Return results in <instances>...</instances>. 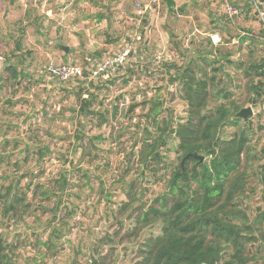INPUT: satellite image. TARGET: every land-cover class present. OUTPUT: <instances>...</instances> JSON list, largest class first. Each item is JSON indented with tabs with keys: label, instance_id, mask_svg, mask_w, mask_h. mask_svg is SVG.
I'll return each instance as SVG.
<instances>
[{
	"label": "rangeland",
	"instance_id": "obj_1",
	"mask_svg": "<svg viewBox=\"0 0 264 264\" xmlns=\"http://www.w3.org/2000/svg\"><path fill=\"white\" fill-rule=\"evenodd\" d=\"M210 1L189 0L170 10L163 0H0V190L11 188L30 204L15 213L0 204V235L9 264L142 262L147 242L161 235L163 225L152 219L139 224L141 214L135 209L154 205L165 190L163 183L140 174L141 169L148 172L135 158L141 130L149 126L142 103L159 96L165 108L160 118L186 123L190 108L182 97L181 76L188 68L202 76L205 59L218 69L216 77L231 99L253 109L247 126L252 177L240 208L252 220L264 212L263 98L257 106L249 105L247 89L234 85L245 82L234 81L236 75L233 83L224 78L229 65L222 56L228 52L212 42V35L228 29L238 38L240 28L228 24L227 3L220 1L211 11ZM137 4L152 9L139 17ZM258 33L256 45L264 54L262 22ZM130 47L119 72L87 87L96 97L90 111L103 115L105 122L99 114L82 112L80 83L91 81L58 82L46 74L52 63L77 64L87 73ZM8 66L21 73L17 84L5 71ZM90 94L84 98L91 99ZM223 102L210 98L207 111ZM134 104L139 106L131 113ZM223 132L231 136L236 130ZM176 145L170 144L167 155L178 164ZM127 170L132 173L125 177ZM63 178L69 183H59ZM132 181L135 188L129 190ZM251 248L256 259L249 264H264L260 244Z\"/></svg>",
	"mask_w": 264,
	"mask_h": 264
},
{
	"label": "trees",
	"instance_id": "obj_2",
	"mask_svg": "<svg viewBox=\"0 0 264 264\" xmlns=\"http://www.w3.org/2000/svg\"><path fill=\"white\" fill-rule=\"evenodd\" d=\"M163 1L170 10H174L173 0ZM204 62L208 70L202 67V76H194L189 68L181 76L185 85L182 97L190 108L186 123L174 125L173 119H161L165 108L159 96L142 103L144 108H148L145 118L149 126L141 130V148L135 158L148 172L146 174L141 169L140 174L149 182L154 179L156 183H163L165 190L154 205L135 209L141 214L136 220L139 224L142 220L150 222L152 219L163 225L161 235L147 242L148 249L140 264H249L256 259V253H252L253 244L259 243L264 251V212L252 220L240 208L252 177L249 164L252 145L247 132L251 121L235 117L244 106L239 104V100L231 99V93L225 92V83H222L221 77H216L218 69L207 59ZM228 64L244 68L242 76H236L234 81L240 82L242 78L245 83L234 85L238 90L247 89V103L255 107L262 98L264 102V71H259L264 68V61H252L247 65L230 61ZM174 67L171 64L170 70ZM5 71L17 84L21 77L17 67L8 66ZM223 76L230 83L234 82L229 74ZM176 80L173 79L172 83ZM87 87H95L93 81L80 83L81 91L77 97L82 103V112L97 115L99 113L90 111L96 97L90 94ZM96 88L100 90V87ZM86 94L92 98H84ZM213 97L224 99L227 103L223 102L207 111L209 100ZM138 106L132 105L130 112H134ZM112 112L116 115L118 107L112 108ZM99 117L105 122L103 115L99 114ZM228 127L236 130L231 136L223 134ZM80 140H83L82 136ZM174 141H177L175 152L178 155L175 161L178 164L168 161L167 153ZM190 153L204 156V161L188 158ZM253 158L256 159L255 156ZM131 173V170H127L125 177ZM260 181L264 183V175ZM59 183L69 182L63 178ZM128 183H132L129 190H133L135 182ZM130 197L135 200L136 194ZM26 198V195L13 194L11 188H6L5 192L0 190V204L6 212L26 209L30 205ZM133 205V202L127 203L121 211L127 212ZM6 252V242L0 235V264H9Z\"/></svg>",
	"mask_w": 264,
	"mask_h": 264
},
{
	"label": "crops",
	"instance_id": "obj_3",
	"mask_svg": "<svg viewBox=\"0 0 264 264\" xmlns=\"http://www.w3.org/2000/svg\"><path fill=\"white\" fill-rule=\"evenodd\" d=\"M188 1L189 0H173V2L175 3L174 9H180L181 6ZM220 1L227 3L225 7V14L227 16L226 19H228V24L232 25V22H235L234 26L240 28L238 38H232V31L230 32L228 29L224 31L218 29L212 35V42L214 44H222L220 46H223L225 47V49H227L228 53H223L222 61L227 65H229L228 62L230 61L243 65H247L252 61L263 63L264 54L261 53V49L256 45V41H259V39H261L258 30L260 28V23L262 22V20L258 16L254 2H252V0H211L209 2L211 6L210 10L212 11L213 9H215ZM228 6L235 7L239 10L240 16L237 19L232 20L229 18L226 12ZM260 10L264 12V2L260 4ZM215 19L216 18L213 15L212 21H216ZM243 70L244 68L239 69L235 66L229 65L226 74H229L230 77L235 75L238 77L242 76ZM259 71H264V68L260 69Z\"/></svg>",
	"mask_w": 264,
	"mask_h": 264
},
{
	"label": "built area",
	"instance_id": "obj_4",
	"mask_svg": "<svg viewBox=\"0 0 264 264\" xmlns=\"http://www.w3.org/2000/svg\"><path fill=\"white\" fill-rule=\"evenodd\" d=\"M158 2V0H154ZM256 7L258 16L264 24V12L260 10V4L257 0H252ZM152 7L146 6L142 7L141 4H137V14L139 17H144L147 15ZM227 15L230 19H237L240 16V12L237 8L228 6L226 9ZM131 54V47L124 50L123 53L117 55L114 58L107 59L101 65H98L95 68L85 72L84 68L77 64H50L46 67V74L51 78L56 79L58 82H69L73 80H85L97 81L99 79H108L110 76L114 75L120 66H123L127 63L129 56ZM160 59V58H159Z\"/></svg>",
	"mask_w": 264,
	"mask_h": 264
},
{
	"label": "water",
	"instance_id": "obj_5",
	"mask_svg": "<svg viewBox=\"0 0 264 264\" xmlns=\"http://www.w3.org/2000/svg\"><path fill=\"white\" fill-rule=\"evenodd\" d=\"M264 2V0H258L259 4H262ZM62 49H64L66 52H69V48L68 47H61ZM254 115L253 109L251 107L249 108H245L242 109L239 113H237L235 115L236 118H242L244 121H248L250 119V117H252ZM193 157L196 159H199L200 162L204 161V156L198 155L197 153H190L188 155V158Z\"/></svg>",
	"mask_w": 264,
	"mask_h": 264
}]
</instances>
